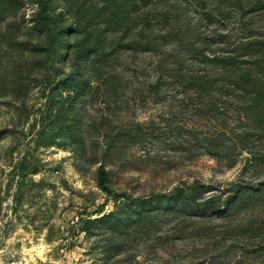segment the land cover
Masks as SVG:
<instances>
[{
    "label": "rangeland",
    "instance_id": "obj_1",
    "mask_svg": "<svg viewBox=\"0 0 264 264\" xmlns=\"http://www.w3.org/2000/svg\"><path fill=\"white\" fill-rule=\"evenodd\" d=\"M21 3L0 23V35L14 33L20 43L11 47L0 38V264H264V141L256 135L258 117L232 108L216 119L202 111L194 119L187 101L176 109L185 114L175 118L178 97L160 103L147 94L112 116L113 127H140L139 136L115 137L105 146L106 138L84 127V143L64 145L61 137L57 145L37 147L39 133L68 106L63 101L68 93L57 99L48 87L70 72V63L49 68L35 62L37 6L34 0ZM30 69L35 72L25 85L16 86L17 76ZM78 69V81L91 82L87 65ZM102 107L100 101L85 104L81 115L90 125L94 119L101 123ZM178 122L187 131L181 138ZM243 129L253 137L239 138ZM196 132L217 137L222 160L191 156L187 148ZM227 141L237 144L233 152H227ZM100 163L114 200H106L96 186ZM236 184L263 191L254 195L255 202L240 194L225 206ZM207 201L213 205L199 206ZM104 203V213L126 216V225L105 221L79 233L81 220L97 218L94 211ZM141 213H158L154 235L137 221ZM125 230L138 233L123 247L120 241L108 244Z\"/></svg>",
    "mask_w": 264,
    "mask_h": 264
},
{
    "label": "trees",
    "instance_id": "obj_2",
    "mask_svg": "<svg viewBox=\"0 0 264 264\" xmlns=\"http://www.w3.org/2000/svg\"><path fill=\"white\" fill-rule=\"evenodd\" d=\"M21 2L0 0V23L6 19L7 12L14 14ZM34 2L37 11L33 31L39 38L33 45L35 62L49 68L63 62L70 63V72L60 79V85L58 82L48 87L57 99H63L62 92L68 93L63 100L68 106L65 111L59 110L47 123L46 130L39 133L37 147L40 143L45 147L57 145L56 139L61 137L65 138L64 145L84 143L81 137L84 127H91L96 134L106 138L105 146H111L115 137L134 133L139 136L143 133L140 127L136 130L128 125L113 127L115 117L112 116L128 108V103L136 98L146 100L147 94L160 103H167L170 99L173 102L178 97L177 106H173L172 111L175 118L185 114L184 109H176L187 101L194 119H199L201 111L206 118L212 119L222 117L232 108L249 111L258 117L260 126L256 135L259 141H264V0ZM0 38L11 47L20 44L14 33L7 32ZM81 64L87 65L91 72V82L78 81ZM34 72L30 69L18 75L16 86L25 85ZM43 85H50L48 79ZM96 101L103 106L100 110L102 122L97 123L94 119L90 125L81 111L85 104ZM76 103L80 105L77 110ZM178 126L177 136L181 138L187 131L182 124ZM104 127L107 130L101 131ZM242 134L243 139L247 135L253 137L247 129L241 130L239 138L243 137ZM97 138L95 136L94 141ZM216 138L196 132L187 149L193 157L207 154L222 160L225 155L219 151L221 145ZM227 143V152H233L237 144L233 141ZM73 151L78 152L75 148ZM96 176V186L106 200L116 199L104 163L98 165ZM195 186H198L197 182ZM263 189L236 184L232 188L233 195L224 205H232L240 194L255 202L254 195ZM209 204L213 205L207 201L199 206ZM104 208L105 203L94 211L97 218L81 220L79 233H87L89 225L105 221L120 227L126 225V216L106 214ZM217 209L222 210V207ZM157 214L141 213L137 217L138 222L147 224L148 236L155 234L151 228L156 226ZM131 222L136 223V220ZM136 233L138 231L130 234L125 230L121 236L109 238L108 244L115 240L123 247L125 240L134 238L131 235Z\"/></svg>",
    "mask_w": 264,
    "mask_h": 264
}]
</instances>
